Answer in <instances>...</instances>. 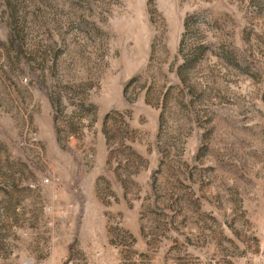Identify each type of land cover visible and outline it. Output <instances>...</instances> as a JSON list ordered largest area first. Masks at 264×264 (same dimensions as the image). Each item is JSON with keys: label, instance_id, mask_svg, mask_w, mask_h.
<instances>
[{"label": "rangeland", "instance_id": "1", "mask_svg": "<svg viewBox=\"0 0 264 264\" xmlns=\"http://www.w3.org/2000/svg\"><path fill=\"white\" fill-rule=\"evenodd\" d=\"M0 264H264V0H0Z\"/></svg>", "mask_w": 264, "mask_h": 264}]
</instances>
